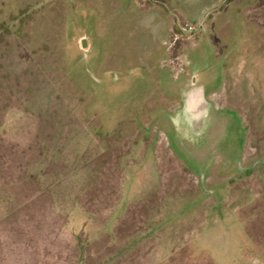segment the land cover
<instances>
[{
    "label": "rangeland",
    "instance_id": "obj_1",
    "mask_svg": "<svg viewBox=\"0 0 264 264\" xmlns=\"http://www.w3.org/2000/svg\"><path fill=\"white\" fill-rule=\"evenodd\" d=\"M0 264H264V0H0Z\"/></svg>",
    "mask_w": 264,
    "mask_h": 264
},
{
    "label": "flooded vegetation",
    "instance_id": "obj_2",
    "mask_svg": "<svg viewBox=\"0 0 264 264\" xmlns=\"http://www.w3.org/2000/svg\"><path fill=\"white\" fill-rule=\"evenodd\" d=\"M153 1H157V0H153ZM83 42H85V47H83ZM86 44H87L86 43V40L83 39L82 40V47L84 49L87 46ZM202 66L203 67H209V64L204 63L203 65H198V64L190 65L187 62L185 65H183V67H187L186 70L189 69V71H185L184 68H183V69H181V71L183 73H181V74L179 73L178 75L179 76H182L185 79V81L187 82L186 84L188 86V89L183 94H180V96L178 97L179 98L178 100H180V101L183 100V102L185 104H187V106H190V109H195L194 102L196 101V99H199V101H203L204 102V104H205L204 107H206V108L203 109V110H205V112H207L208 111L207 104L209 102L206 101L205 88L203 87V84L200 83V77H199L200 71H202L201 70L202 69L201 68ZM163 67H169V66L165 65ZM190 67H192L193 69H195L196 72H192V71L190 72ZM182 74H185V75H182ZM198 82H199V84H198ZM175 98H177V97L175 96ZM178 100L177 99H176V101L173 100V102L174 101L177 102Z\"/></svg>",
    "mask_w": 264,
    "mask_h": 264
},
{
    "label": "crops",
    "instance_id": "obj_3",
    "mask_svg": "<svg viewBox=\"0 0 264 264\" xmlns=\"http://www.w3.org/2000/svg\"><path fill=\"white\" fill-rule=\"evenodd\" d=\"M236 1H238V0H236ZM233 2V1H232ZM231 3V2H230ZM237 3V2H236ZM253 5V4H252ZM251 5V6H252ZM158 47H157V50L158 51H160L159 52V55L158 56H160L161 55V57H162V55H163V48H162V44H158L157 45ZM162 48V49H161ZM191 50L192 49H187V51H186V55H187V58H188V63L190 64V65H193V64H198V65H203L204 63H206V61H204V59L202 58V57H200V56H198V55H193L192 53H191ZM218 60V61H217ZM215 61H217L216 63L218 64V66L219 67H226V65H225V62L224 61H222L221 59H220V57L219 56H217L216 58H215ZM206 64H209V67H213V64L214 63H212V62H207ZM163 67V66H162ZM216 67V66H215Z\"/></svg>",
    "mask_w": 264,
    "mask_h": 264
},
{
    "label": "trees",
    "instance_id": "obj_4",
    "mask_svg": "<svg viewBox=\"0 0 264 264\" xmlns=\"http://www.w3.org/2000/svg\"><path fill=\"white\" fill-rule=\"evenodd\" d=\"M228 2H232V1H234V0H227Z\"/></svg>",
    "mask_w": 264,
    "mask_h": 264
},
{
    "label": "water",
    "instance_id": "obj_5",
    "mask_svg": "<svg viewBox=\"0 0 264 264\" xmlns=\"http://www.w3.org/2000/svg\"><path fill=\"white\" fill-rule=\"evenodd\" d=\"M83 47H85V42H83Z\"/></svg>",
    "mask_w": 264,
    "mask_h": 264
},
{
    "label": "built area",
    "instance_id": "obj_6",
    "mask_svg": "<svg viewBox=\"0 0 264 264\" xmlns=\"http://www.w3.org/2000/svg\"><path fill=\"white\" fill-rule=\"evenodd\" d=\"M190 30H192V28H190Z\"/></svg>",
    "mask_w": 264,
    "mask_h": 264
}]
</instances>
